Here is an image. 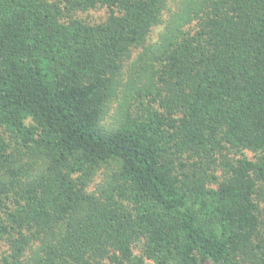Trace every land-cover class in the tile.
<instances>
[{
    "label": "trees",
    "instance_id": "1",
    "mask_svg": "<svg viewBox=\"0 0 264 264\" xmlns=\"http://www.w3.org/2000/svg\"><path fill=\"white\" fill-rule=\"evenodd\" d=\"M168 1L0 0V264H264V0Z\"/></svg>",
    "mask_w": 264,
    "mask_h": 264
},
{
    "label": "rangeland",
    "instance_id": "2",
    "mask_svg": "<svg viewBox=\"0 0 264 264\" xmlns=\"http://www.w3.org/2000/svg\"><path fill=\"white\" fill-rule=\"evenodd\" d=\"M181 2L182 0H169L168 1V6L166 11L164 12L163 15V20L164 23L162 25L156 26L155 28L152 29L151 31V35H150V41L154 42L158 39L159 34L165 29L166 24H168V22L170 21V19L172 18L171 16L176 13L177 11H179V8L181 6ZM108 16V11L106 8H101V9H97V10H92L86 13H80L79 17L90 22V23H100L102 21H104ZM138 52L135 51L133 54L132 59H135V57L137 56ZM115 106V105H114ZM113 106V107H114ZM109 119V118H108ZM107 119V120H108ZM96 182L99 180V177L97 179H95ZM96 182L94 181V183H92L89 187V191H93L96 185ZM264 207V204H263ZM136 253H139L138 250H135Z\"/></svg>",
    "mask_w": 264,
    "mask_h": 264
}]
</instances>
